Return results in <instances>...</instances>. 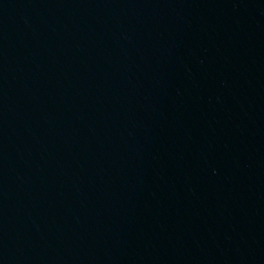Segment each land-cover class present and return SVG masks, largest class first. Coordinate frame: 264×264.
<instances>
[{
  "label": "water",
  "instance_id": "water-1",
  "mask_svg": "<svg viewBox=\"0 0 264 264\" xmlns=\"http://www.w3.org/2000/svg\"><path fill=\"white\" fill-rule=\"evenodd\" d=\"M101 264H264V23L186 120Z\"/></svg>",
  "mask_w": 264,
  "mask_h": 264
}]
</instances>
